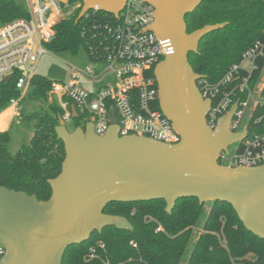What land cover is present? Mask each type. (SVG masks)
Here are the masks:
<instances>
[{"label":"water","instance_id":"obj_1","mask_svg":"<svg viewBox=\"0 0 264 264\" xmlns=\"http://www.w3.org/2000/svg\"><path fill=\"white\" fill-rule=\"evenodd\" d=\"M76 19L94 9L119 17L128 0H80ZM155 6L149 27L159 38L171 39L174 52L154 70L161 111L181 140L165 144L139 135L121 136L115 111L109 131L99 136L92 124L70 130L61 117L56 127L66 156L61 172L48 180L51 196L0 185V264H63L69 247L87 241L94 231L109 226L133 230L128 218L105 212L112 202L163 199L171 213L178 200L197 197L200 204H231L245 228L264 238V164L228 167L220 153L244 134L230 130L237 105L217 129L207 122L211 100L203 97L190 63L200 41L224 23L206 24L188 32L186 16L202 0H144ZM11 80V76L6 82ZM74 116H77L73 108Z\"/></svg>","mask_w":264,"mask_h":264},{"label":"trees","instance_id":"obj_2","mask_svg":"<svg viewBox=\"0 0 264 264\" xmlns=\"http://www.w3.org/2000/svg\"><path fill=\"white\" fill-rule=\"evenodd\" d=\"M88 13L90 21L115 19L104 11L92 9ZM78 14L55 25L54 37L46 44L48 50L76 53L85 48L81 28L85 19L76 23ZM25 15L23 3L0 0V26ZM186 21L188 32L206 24L227 23L204 36L198 52L189 55L194 70L212 80L219 79L238 62L255 41L264 42V0H202L187 14ZM17 77L16 74L9 82L0 83V113L12 98L19 96ZM52 83L40 74L31 79L30 96L42 105L40 110L22 115L34 129L29 144L12 153L11 131H0V185L36 194L40 200L51 196L48 180L61 172L66 156L64 142L56 132L64 111L49 100ZM155 107L161 110L159 101ZM166 205L163 199L110 203L105 212L125 216L133 230L109 226L102 232L94 231L87 241L68 248L63 264H264V238L245 228L231 204H200L197 197H187L178 200L171 213L166 211ZM249 254L253 257L247 258Z\"/></svg>","mask_w":264,"mask_h":264},{"label":"built area","instance_id":"obj_3","mask_svg":"<svg viewBox=\"0 0 264 264\" xmlns=\"http://www.w3.org/2000/svg\"><path fill=\"white\" fill-rule=\"evenodd\" d=\"M23 5L24 17L0 26V83L18 75L19 96L11 99L7 110L19 118L23 115L20 103L31 89L40 59L48 52L46 44L54 37L55 25L80 12L82 2L24 0ZM88 12L81 19H85L81 28L86 37L85 50L94 65L72 66L68 80L53 82L48 92L50 101L63 109L62 118L67 125L71 121L83 127L90 123L95 133L103 136L112 125L114 110L121 136L139 135L165 144L180 142L181 136L171 120L155 107L159 88L151 71L174 52L171 39L159 38L149 30L155 21V6L144 0H128L119 17L112 14L115 19L90 21ZM101 64H106L104 70H100ZM110 73L119 85L99 86V81ZM197 84L203 97L211 100L207 122L213 129L236 104L230 130L236 134L247 132L220 153L219 162L228 167L263 165L264 42L257 40L245 49L240 60L219 79L201 75ZM100 246L105 247L103 243ZM4 254L0 250V258Z\"/></svg>","mask_w":264,"mask_h":264},{"label":"rangeland","instance_id":"obj_4","mask_svg":"<svg viewBox=\"0 0 264 264\" xmlns=\"http://www.w3.org/2000/svg\"><path fill=\"white\" fill-rule=\"evenodd\" d=\"M15 1L21 4L24 0ZM90 64L93 63L91 62L87 51L83 47H81L76 53L69 51L55 53L48 50V52L39 61L36 67V74L45 76L53 82H66L69 78L72 66L84 68ZM105 67L106 64L99 65L100 70H104ZM85 84L89 89L92 88L90 83ZM105 84L118 86L119 82L115 75L110 73L99 81V86ZM31 90L32 89H30L29 93L25 95L24 99H22L20 103V111L23 115H28L41 109L42 104L31 98ZM4 125H7L8 129L11 131L9 147L12 153H16L23 145L30 143L34 134V129L22 118L15 117L14 115L10 116L7 109L0 113V127H3ZM68 127L70 130H73L75 127L74 122L71 121L68 124ZM234 147L235 145H232V150H234ZM185 262L186 261H184V263Z\"/></svg>","mask_w":264,"mask_h":264},{"label":"crops","instance_id":"obj_5","mask_svg":"<svg viewBox=\"0 0 264 264\" xmlns=\"http://www.w3.org/2000/svg\"><path fill=\"white\" fill-rule=\"evenodd\" d=\"M11 116V114H10ZM8 129V126L7 125H4L3 127H0V131H4V130H7Z\"/></svg>","mask_w":264,"mask_h":264},{"label":"bare ground","instance_id":"obj_6","mask_svg":"<svg viewBox=\"0 0 264 264\" xmlns=\"http://www.w3.org/2000/svg\"><path fill=\"white\" fill-rule=\"evenodd\" d=\"M7 111H8V113H9V115H10V113H11L10 110H7ZM3 118H4V117H3Z\"/></svg>","mask_w":264,"mask_h":264}]
</instances>
